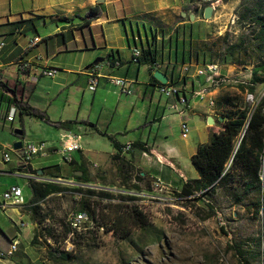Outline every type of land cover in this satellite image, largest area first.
Returning <instances> with one entry per match:
<instances>
[{"label":"rangeland","instance_id":"obj_1","mask_svg":"<svg viewBox=\"0 0 264 264\" xmlns=\"http://www.w3.org/2000/svg\"><path fill=\"white\" fill-rule=\"evenodd\" d=\"M104 4L105 2H102L98 5L104 7ZM187 4L184 11L200 20H187L185 25L173 27V31L171 30L173 34L177 31L180 35L182 30L186 39L183 36L179 41L177 38L172 41L169 39V46L172 43V49L166 51L165 55L160 50V59L164 57L169 60L171 72L173 74L180 72L183 78L192 74L198 76V72L203 70L205 65L216 64L226 81L219 85V88L225 86L227 89L223 96H228L238 106L251 111L264 95V82L256 83L252 94L248 91L252 79L251 70L264 61V42L259 40L257 35L261 26L255 21L264 18V0H188ZM207 7H211L214 12L209 19H204L203 12ZM109 10L108 13H112V6ZM176 19L180 20L179 17ZM98 30L94 29L96 33ZM153 31L157 35H163L166 29L163 25H156ZM39 33L43 34L41 30ZM86 33L88 34L87 30L84 31V35ZM157 40L162 42L161 38ZM129 41L126 37L127 45ZM235 44H240V47L234 52L229 53L225 50ZM121 53L122 57L118 58V61L120 62L121 59L120 63L123 64L130 54L127 51ZM111 69H114L111 73L117 75L116 77L122 75L121 71H115L116 68ZM175 76L178 79V74ZM51 82L45 77L33 88L28 89L51 121L89 119L91 122L94 119L95 122L100 116L99 125L105 129L104 120L107 116L100 112V109L107 108L112 111L115 106V97L105 95L106 90L112 91L106 81L102 80L97 91L92 93L87 89L83 77L77 79L74 76V83L54 96L46 87ZM115 89L117 94L118 89ZM105 98L109 101L107 105L102 102ZM155 99L163 102L165 97L157 92ZM115 115L111 127L113 130L125 131L127 136L124 139L119 134L117 139L122 142L134 139L133 125L141 123L142 116L125 103L118 105ZM168 121L177 135L180 128L178 121L175 118H170ZM21 125L24 130V141L44 142L47 148L49 146L60 148L69 132L76 134L82 149L89 152L84 163L89 168H94L95 174L101 169L110 172V176L105 180L98 175L93 177L89 183L92 187L57 183L63 187L78 186L83 189L104 190L112 195L111 201L93 205L98 222H107L110 218L119 216L124 226L129 228L127 212H129L128 207L133 206L142 212L147 223L141 230L133 229L126 239H121L112 232L99 233L95 228L89 229L90 231L79 230L77 236L81 235V237L72 239L73 247L67 252L72 254V259L63 262L48 257V252L56 248L55 244H48L45 240L37 241L35 245L29 243L33 229L28 214L24 213L27 216L17 220L11 210L5 213L0 211V253L7 250L10 237L16 235L20 242L17 252L11 258H0V264H237L233 253L227 249L231 243L239 244L244 250L256 254L253 259L249 258V264H264V201L263 208L256 217L251 206L253 197L249 196L238 205L231 194L232 190L229 192L217 190L209 197L181 200L177 197L180 183L170 184L169 188H166L155 180L146 179L140 191H133L132 186L140 180L139 170L120 163L116 157L111 159L110 154L114 149L110 141L96 134L88 126L78 124L80 127L56 129L36 118L23 116L18 119L16 115L12 128L0 129V198L12 185L22 189L26 200L30 197L26 178L7 175L9 172L20 171L16 166V156L10 148L15 137L13 131L20 129ZM3 141L7 142L8 148L3 147ZM3 153L9 155L11 162L2 161ZM74 158L77 162H81L79 154H74ZM58 159L57 157L56 160ZM118 163L123 176L116 174L115 166ZM59 164H62L61 161ZM186 164L190 166V172L196 176L190 162ZM63 166L60 165L59 173L47 170L46 177L50 172L56 176L72 179V173L68 176L65 173L68 166ZM84 169L88 172L87 168ZM183 173L186 177H191L186 169ZM167 177L170 182L178 181V176L173 171L169 170ZM260 177L264 183V162ZM123 178L126 181H123ZM38 181L34 182L43 183L45 180L41 178ZM93 183L109 184L112 187L99 189L93 186ZM236 190L241 191L238 188ZM127 196H133L136 200L129 202ZM206 202L212 206V210L205 205ZM79 205V197L70 193L48 197L42 202L38 212V221L42 230L50 232L49 234L56 241L65 239L61 227L65 226L69 216L79 210ZM21 222L27 224V227L21 228L19 236L13 227L14 224L19 227ZM42 230L40 232H43Z\"/></svg>","mask_w":264,"mask_h":264},{"label":"crops","instance_id":"obj_2","mask_svg":"<svg viewBox=\"0 0 264 264\" xmlns=\"http://www.w3.org/2000/svg\"><path fill=\"white\" fill-rule=\"evenodd\" d=\"M96 1L0 0V43L3 44L0 50V82L6 84L9 89H13L18 99L43 111L39 106V102L32 95L33 93L28 92V89L33 88L40 83L41 79L45 78L41 74L44 68L57 70L55 78H48L52 81L51 84L46 86L49 91H52L54 96L56 93H61L69 84H73L74 76L77 79L83 77L88 86V74L92 67L97 65L99 69L95 73L99 75V80L96 90L92 93L97 91L100 82L104 80L107 82L108 88L112 89V91L106 90L105 95L115 97V106L112 111L107 108L100 109V112L107 116L104 120L106 127L105 129L100 127V116L95 119V122L94 119L91 122L89 119L87 121H76L75 119L71 122H89L95 126L96 130L91 129L96 134H98L96 131H99L111 135L121 145L134 141L146 144L152 150V155H147L138 150H130L126 154H122L114 148L110 154L111 159L115 156L120 163L139 170L140 180L135 184V187L139 190L146 179L155 180L163 187L169 188L170 184H178L182 179L193 180L198 178L196 172V176L193 172H190V166H186V162H190V158L195 154L198 146L209 143L211 130L218 128L219 118L221 117L216 114L215 104L217 100L223 97L227 89L225 86L219 88L220 84H217L213 89L206 76L192 74L183 78L180 72L173 74L169 68V60L164 57L157 62L158 67L153 70H149L147 65H138L131 60L134 48L149 46L156 51L161 50L165 55L166 51L172 49V43L169 46V39L172 41L177 37V41H179L181 36L186 39L182 30L180 35L177 34L174 37L172 29L178 25L183 26L187 23V20H190L191 15L184 11L188 5V0H104L105 4L102 7L103 13L100 19L92 22L89 26H83L80 18L84 16L89 8L97 5ZM110 6L113 8L112 13H108L110 12ZM184 16L186 19H184ZM177 17L180 18L179 21H177ZM194 20L197 21L200 18L194 16ZM155 24L165 27L166 31L163 32V35H157L153 31ZM95 28L99 29L97 33L94 31ZM40 30L43 34L39 33ZM86 30L88 34L84 35ZM155 36L156 39H154ZM126 37L130 40L129 45H127ZM160 38L162 42H158L157 39ZM32 40H37V44L28 48V44ZM111 51H116L119 58L122 57V51H127L130 55L129 58H125V63L123 64L120 63L121 59L119 62L117 61V56H115L114 62L119 63V65L110 66L105 57ZM20 63H27L28 65V68L23 73L17 69ZM111 68H116L117 70L115 71H121L122 75L118 77L124 78L129 82V95L120 94L119 91L117 94L115 93V87L110 85L106 79L107 77L117 76L111 73L114 71ZM156 71L166 76L167 83L176 82L172 86L178 89V98L185 96L186 103L183 107L178 108L177 112L179 113L170 109L171 105L177 103L176 96L173 98L164 96L165 100L163 102L155 99V94L158 92V84L156 80H153V73ZM176 74H178V79H176ZM200 93L204 94L203 99L198 97ZM210 100L214 103L213 107H209L208 103ZM102 102L106 105L109 103L106 98ZM121 103H125L131 107V110H135L136 113L142 116L141 123L133 125L134 139L124 140L123 142L117 139V135L120 134L126 139V132L113 130L111 127L116 117L115 112ZM44 112L46 113L45 110ZM170 118H175L179 126L181 123H185L188 128L187 133L183 134L179 128V133L175 135L174 128L169 126L168 119ZM208 118L213 119V126H209L206 123ZM48 119L50 120V118ZM65 121L70 120L57 122ZM14 122L4 126L0 123V129L12 128ZM74 126L80 127L78 124H72L67 129L70 127L74 128ZM16 141L17 139L14 137L13 143ZM2 143L3 147H9L6 141ZM58 149L49 146L47 156L35 159L31 167L26 169L18 165L16 158V166L20 171L9 172L7 175L22 176L28 180L27 184L35 181L33 174L38 175L42 179L64 180L68 184H75L68 177L58 179L43 176V173L49 167L59 166L60 170V165H66L62 162V164H59L60 160H56L57 156L54 153ZM88 153L87 150L82 148L81 151L73 153L72 165L63 166H68L65 173L68 176L74 169L85 167L88 169L90 179L98 175L99 178L105 180L110 176L108 170L101 169L98 174H95L94 168L91 169L84 163ZM74 154H79L80 163L76 161ZM120 163L116 164L115 170L117 171L116 174L123 176ZM185 169L191 177L184 175L183 170ZM169 170L176 173L178 181H169L167 177ZM123 181H126V179L123 178ZM43 183L48 182L45 181ZM93 186L105 189L112 187L109 184L98 183H93ZM28 200H26L27 203ZM8 210L14 213L17 220L27 216L24 213L28 214L31 220L28 210L21 212L11 207L4 212L0 211L5 213ZM31 223L33 230L29 243L36 232L35 223L32 220ZM24 227H27V224ZM21 228L23 227H13V230L20 236ZM13 238H16L19 242L18 237L14 235L8 239V245Z\"/></svg>","mask_w":264,"mask_h":264},{"label":"trees","instance_id":"obj_3","mask_svg":"<svg viewBox=\"0 0 264 264\" xmlns=\"http://www.w3.org/2000/svg\"><path fill=\"white\" fill-rule=\"evenodd\" d=\"M102 13V6L95 5L89 8L80 20L83 26H89L92 22L100 19ZM255 21L261 26L257 34L258 39L264 42V18L256 19ZM175 35H177V31L174 32V37ZM239 47L240 44L230 45L225 50L230 53ZM115 56H117V59L119 58L116 51H111L106 55L105 60L113 64ZM160 60V51L158 53L155 49L147 46L140 48V56L136 59V63L138 65H147L149 70H153L152 65H155ZM258 74H264V61L251 70L252 79L250 87H248L250 94L253 93V86L256 83L264 82V76L260 77ZM156 83L159 84L158 82ZM175 83L168 84L175 85ZM0 104L5 108L10 104H14L17 112L16 115L19 119L22 116L33 117L56 129H67L69 125L81 124L96 130L95 126L89 122L50 121L44 111L38 110L30 106L27 102L18 99L15 91L9 89L6 84L1 82ZM215 110L216 114L222 118V121L217 122L219 124L218 128L211 130L209 143L198 146L195 154L190 158V164L197 173L198 178L193 180L182 179L178 186L177 197L181 200H189L195 197L199 199L201 196L202 198L212 196L217 190L223 192L232 190L231 194L238 205L249 196L253 197V202L251 203L254 209L253 215L258 217L259 212L263 208L264 201V183L260 177L264 162V95L251 111L245 107L238 106L228 96H223L217 100ZM20 130L23 132V135L19 139L22 140L24 138L22 125L20 126ZM96 132L109 140L117 152H120L121 148L126 145L119 144L111 135H107L104 132ZM127 144L131 147V150H138L147 155H152V150L140 141L129 142ZM47 170L60 172L59 166L49 167ZM75 173H81V176H74ZM43 175H45V172ZM48 176L51 178H63L50 174V172ZM70 180H73L78 185L91 183L89 173L84 168L74 169L72 179ZM28 187L31 196L28 200L26 210L30 213L33 223L39 226V229L30 241L32 245L37 244L38 235L45 236L46 240L53 239L52 235L49 234L50 232H44L42 230L40 222L38 221L40 203L44 202L48 196L53 194L70 193L79 196V210L87 212L97 228L103 227L104 232L116 233L121 239H126L133 229L141 230L147 223L146 217L142 212L133 206L128 207L129 212H127L130 223L129 228L124 226V222L119 216L112 217L107 222H98L93 205L113 199L112 195L105 191L90 188L83 189L80 187H63L54 182H29ZM236 188L241 191H237ZM131 190L140 191L135 185L132 186ZM126 198L129 202L136 200L133 196H127ZM205 205L212 210V206L208 202ZM61 228L64 237H66L70 233L69 228L66 225ZM40 230L43 232H40ZM75 237L78 238L81 235H76ZM52 241H55V239ZM227 249L233 253L237 264H249V258L253 259L254 255H256L254 252L244 250L236 243H231L230 246H227ZM48 257L50 259L69 262L72 259V254L64 252L60 248H52L48 252Z\"/></svg>","mask_w":264,"mask_h":264},{"label":"built area","instance_id":"obj_4","mask_svg":"<svg viewBox=\"0 0 264 264\" xmlns=\"http://www.w3.org/2000/svg\"><path fill=\"white\" fill-rule=\"evenodd\" d=\"M36 44H37V40H32L29 42L28 48L34 47ZM2 47L3 44L0 43V50ZM139 56H140V48H134L132 51L131 60L136 63V59L139 58ZM108 65L110 66L119 65V63L114 62L113 64H111L110 62H108ZM157 67H158L157 63L155 65H152L153 69ZM27 68H28L27 63H20L17 66L18 71L22 73ZM98 69L99 67L95 65L94 67H92V70L88 74L89 80H88L87 89L90 92H94L97 88L99 75H97L95 72ZM41 74L47 78L53 79L57 75V70L54 68H44L41 71ZM198 76H206L207 81L211 84L213 89L218 83L226 82L223 76L221 75L219 68L216 64L205 65L203 70H200L198 72ZM106 79L110 83V85L118 89L120 94H124V95L130 94L129 82L126 79L120 77H107ZM157 90L161 95L165 96L166 98H173L174 96L177 97V103L170 106V109L172 111L177 112V110H179L178 108L183 107L186 103L185 96L182 98L181 97L178 98V89L172 85H169L168 83L165 85L158 84ZM198 97L200 99H203L204 94L200 93ZM208 104L209 107L214 106V103L211 100L209 101ZM16 114L17 112L14 104H10L6 108L2 104H0V123L2 126L12 124L15 120ZM180 129L183 134H186L188 131V128L185 123L180 124ZM81 148L82 147L80 144L79 137L76 134L69 132L66 140L63 142L61 147L58 150H56L54 154L59 158V160L62 163L69 165L72 164L73 162V153L81 151ZM130 150L131 147L128 144H126L120 150V153L126 154ZM10 151L15 154L18 160V165L21 168L26 169L31 167V164L35 159L47 156L48 148L46 143L44 142L30 143V142L21 141V147L19 150H13V148L11 147ZM2 161L4 163H8L11 161V158L7 153H3ZM32 176L33 179L37 182H39L38 179H41L36 174H33ZM43 180L47 181L46 179ZM74 185H78V184H74ZM11 207L21 212H24V210H26L27 202L25 197L23 196L22 189L19 188L18 186L9 187L1 195L0 210L4 212L5 210H7V208H11ZM65 225L70 230V233L65 237V239L59 241L56 240L52 241L51 239L46 240L45 236L38 235L37 241L42 242V240H46L48 244H55L56 248H60L64 252H67L71 247H73L72 239L77 235V231L79 230L90 231L89 229L95 228L96 231H98L99 233L104 232L103 227L97 228L94 225L93 220L91 219L89 214L81 210H78L77 212L69 216L67 219V223ZM15 227H17L16 224L14 225V228ZM19 227H24V224L20 223ZM35 228L37 231L39 229V226L35 224ZM18 246H19V242L16 240V238L11 239L9 241L7 250L5 252L0 253V258H11L13 254L17 252Z\"/></svg>","mask_w":264,"mask_h":264},{"label":"water","instance_id":"obj_5","mask_svg":"<svg viewBox=\"0 0 264 264\" xmlns=\"http://www.w3.org/2000/svg\"><path fill=\"white\" fill-rule=\"evenodd\" d=\"M102 2H104V0H97L96 1V4L98 5V4L102 3ZM207 9L210 10V17H211L212 16V8L211 7H207ZM205 10H206V8H205ZM205 10L203 12V18L204 19L206 17ZM193 19H194V16L191 15L190 16V20H193ZM153 78H154V80H156L161 85L167 84V78H166V76L163 73L159 72V71H156V72L153 73ZM219 121H222V118H219ZM206 123L209 126H213V124H214L212 118H208L207 121H206ZM13 135L15 136V138L17 139V141L12 144V148H13V150H19L20 147H21V141H20L19 138L22 137L23 132L20 129H16V130L13 131ZM39 173H41V172H39ZM74 176H81V173H75ZM46 180L48 182H55V183H68V182H65V181H62V180H49V179H46ZM85 186L86 187H92V186H89L88 184L85 185ZM97 188H99V187H97ZM99 189H105V188H99Z\"/></svg>","mask_w":264,"mask_h":264},{"label":"bare ground","instance_id":"obj_6","mask_svg":"<svg viewBox=\"0 0 264 264\" xmlns=\"http://www.w3.org/2000/svg\"><path fill=\"white\" fill-rule=\"evenodd\" d=\"M205 13H206V17H205V19H209V17H210V10L206 8ZM218 84H220V83H218ZM55 247H56V246H55ZM67 252H68V251H67Z\"/></svg>","mask_w":264,"mask_h":264}]
</instances>
